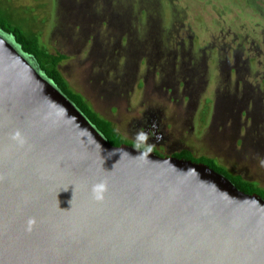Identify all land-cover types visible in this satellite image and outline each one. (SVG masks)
Here are the masks:
<instances>
[{"label":"water","instance_id":"obj_1","mask_svg":"<svg viewBox=\"0 0 264 264\" xmlns=\"http://www.w3.org/2000/svg\"><path fill=\"white\" fill-rule=\"evenodd\" d=\"M137 155L0 29V264H264V197L203 162Z\"/></svg>","mask_w":264,"mask_h":264},{"label":"rangeland","instance_id":"obj_2","mask_svg":"<svg viewBox=\"0 0 264 264\" xmlns=\"http://www.w3.org/2000/svg\"><path fill=\"white\" fill-rule=\"evenodd\" d=\"M11 2L128 139L147 119L165 153L187 148L264 186V0Z\"/></svg>","mask_w":264,"mask_h":264},{"label":"trees","instance_id":"obj_3","mask_svg":"<svg viewBox=\"0 0 264 264\" xmlns=\"http://www.w3.org/2000/svg\"><path fill=\"white\" fill-rule=\"evenodd\" d=\"M14 7L11 0H0V29L12 36L24 53L35 58L40 70L83 111L112 145L119 146L123 143L134 145L132 140L128 139L116 128L112 120L99 113L83 93L71 86L60 68L61 64L67 59V55L53 52L43 42L42 30L37 27L36 16L29 17L26 12L20 15ZM207 113L208 109L205 108L202 113L203 120ZM176 157L203 162L216 171L225 174L244 192L258 193L264 197L263 186L241 175L234 174L215 158L206 156L196 157L187 149L177 153Z\"/></svg>","mask_w":264,"mask_h":264},{"label":"clouds","instance_id":"obj_4","mask_svg":"<svg viewBox=\"0 0 264 264\" xmlns=\"http://www.w3.org/2000/svg\"><path fill=\"white\" fill-rule=\"evenodd\" d=\"M58 114H62V110L61 112H58ZM153 128H155V125H153ZM150 138L159 140L160 136L158 134H154L151 130L146 131L144 129H139L135 132L133 148L139 153V155H137L138 157L142 159H147L149 158V155L153 153L154 146L150 142ZM10 140L20 148H23L27 144V138L23 135L20 130H16L11 133ZM116 155H119L121 159L124 155V152L122 150H113L112 152L107 153L106 159H110ZM2 179L3 177H0V180ZM108 190V180L101 179L92 185L91 197L95 202L103 203L106 199V194L108 193ZM36 224L37 220L34 217L28 218L25 230L29 233L32 232Z\"/></svg>","mask_w":264,"mask_h":264},{"label":"flooded vegetation","instance_id":"obj_5","mask_svg":"<svg viewBox=\"0 0 264 264\" xmlns=\"http://www.w3.org/2000/svg\"><path fill=\"white\" fill-rule=\"evenodd\" d=\"M208 114V113H207ZM206 120V118H205ZM153 125H155V128H153ZM138 128L139 129H144V130H151L154 134H158L160 136V139L159 140H156L155 142H151L152 140L154 139H151V143L153 144L154 146V152H156L157 154L161 155V156H176L177 153H180L182 152L184 149H181V150H172V151H169L170 153L167 154L163 151V148H166V139L167 137H165L161 132H159L157 129H158V126L157 124H153L151 123V121H148L147 119L143 120V121H140L139 124H138ZM132 140V139H130ZM134 142V140H132ZM187 149V148H185ZM189 151H191L190 149H187ZM185 151V150H184ZM192 152V151H191ZM193 153V152H192ZM231 171V170H230ZM232 172V171H231ZM234 173V172H233ZM234 174H238V175H241L242 177L246 178V179H249L251 181H255L256 183H259L258 181L252 179V178H249L248 176H246L245 174L241 173V172H238V173H234ZM260 184V183H259ZM261 185V184H260ZM262 186V185H261ZM264 187V186H263Z\"/></svg>","mask_w":264,"mask_h":264}]
</instances>
